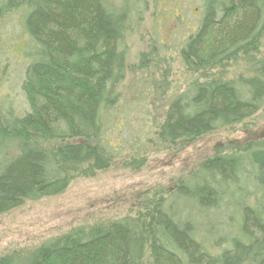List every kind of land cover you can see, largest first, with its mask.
I'll return each instance as SVG.
<instances>
[{
  "label": "trees",
  "instance_id": "16d2710c",
  "mask_svg": "<svg viewBox=\"0 0 264 264\" xmlns=\"http://www.w3.org/2000/svg\"><path fill=\"white\" fill-rule=\"evenodd\" d=\"M201 3L198 29L181 52L191 81L156 132L162 146L195 141L264 107V57L258 58L264 0ZM9 17H18L29 40L22 85L28 109L17 117L0 113L5 152L17 153L0 172V216L60 194L75 176L95 175L113 163L118 150L105 134L120 101L127 71L120 47L130 27L129 12L114 10L108 0H0V21ZM239 63L250 76L227 79ZM141 65L147 67L144 59ZM165 82H146L147 89L164 93ZM238 171L248 180L256 176L260 197L234 205L236 237L225 238L229 247L211 256L197 240L196 225L219 207L222 185L238 186ZM157 197L144 200L133 217L65 235L26 255L12 253L0 264H264L263 142L216 155L169 199Z\"/></svg>",
  "mask_w": 264,
  "mask_h": 264
},
{
  "label": "rangeland",
  "instance_id": "374dc122",
  "mask_svg": "<svg viewBox=\"0 0 264 264\" xmlns=\"http://www.w3.org/2000/svg\"><path fill=\"white\" fill-rule=\"evenodd\" d=\"M108 3L118 12L126 9L130 23L120 47L125 53L127 71L117 90L120 101L108 118L105 134L107 143L118 150V155L107 170L90 176L77 175L64 192L26 202L0 216V258L15 252L26 255L65 235L133 217L144 200L155 196L169 199L203 163L216 155L264 143L263 107L245 121L195 141L172 147L160 145L156 132L167 108L187 90L186 84L191 81L181 52L198 29L201 0H108ZM17 19L0 21V113L9 111L15 117L28 109L22 85L29 65L24 55L29 40L21 32ZM262 57L264 42L258 55ZM142 59L147 67L141 65ZM249 76L248 66L239 63L229 70L227 79ZM153 80L156 84L166 80L164 93L147 89ZM16 154L15 150L5 152V141L0 140V172L7 157ZM235 178L238 186L222 185L219 207L212 214L209 211L202 215L204 221L196 225L197 240L203 241L211 256L220 254L225 242L236 237L234 205L244 200L252 205L260 197L256 192V176L248 180L238 171ZM237 187L247 191L237 192ZM230 203L233 206L227 207ZM211 228L216 234L212 238Z\"/></svg>",
  "mask_w": 264,
  "mask_h": 264
}]
</instances>
